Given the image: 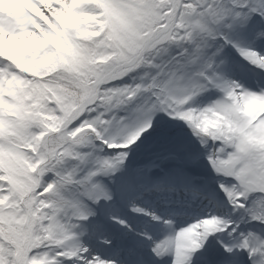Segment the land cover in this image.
Segmentation results:
<instances>
[{"label":"snow or ice","instance_id":"obj_1","mask_svg":"<svg viewBox=\"0 0 264 264\" xmlns=\"http://www.w3.org/2000/svg\"><path fill=\"white\" fill-rule=\"evenodd\" d=\"M0 264H264V0H0Z\"/></svg>","mask_w":264,"mask_h":264}]
</instances>
